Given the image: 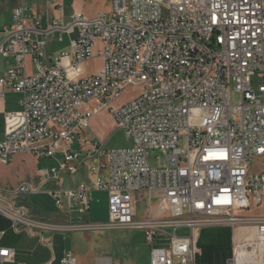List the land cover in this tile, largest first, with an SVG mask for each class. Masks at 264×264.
<instances>
[{"label": "built area", "instance_id": "built-area-1", "mask_svg": "<svg viewBox=\"0 0 264 264\" xmlns=\"http://www.w3.org/2000/svg\"><path fill=\"white\" fill-rule=\"evenodd\" d=\"M55 33L59 41L68 37L69 49L48 65L43 50ZM1 36L0 54L15 64L0 77V98L19 93L22 108L5 112L0 164L17 154L62 155L58 166L38 169L37 182L0 188V213L16 231L43 239L50 232L140 230L151 245L150 264H197L202 228L238 227L251 233L234 240L225 264H264V213L249 214L264 205V162L254 163L264 158V83L252 87L256 74L264 77V0H111L109 12H76L47 26L22 4ZM96 57L101 66L91 72ZM130 88L137 91L122 101ZM103 111L132 147L108 150L92 133ZM154 150L166 164L152 166ZM83 168L89 177L65 188L64 175ZM51 181L56 186L47 189ZM45 190L68 212L66 222L35 219L16 202ZM96 191L108 195L104 222L85 219ZM181 228L189 234L179 235ZM162 233L166 246L155 244ZM14 257L0 246V264ZM61 263L78 264L72 252Z\"/></svg>", "mask_w": 264, "mask_h": 264}, {"label": "crops", "instance_id": "crops-1", "mask_svg": "<svg viewBox=\"0 0 264 264\" xmlns=\"http://www.w3.org/2000/svg\"><path fill=\"white\" fill-rule=\"evenodd\" d=\"M37 1L0 0V30L13 24V11L22 4L30 8V12L34 10L44 26L54 20L68 21L76 12H82L86 17L94 18L101 12L111 10V0H50L46 10L43 9L40 14ZM6 14L10 15L9 21L6 20ZM49 38L50 36L43 50L45 58H48V52L51 50ZM3 39L4 37L1 36L0 42ZM63 51L66 49H62L61 52ZM35 59V55L29 56L27 66L29 63L34 66ZM45 63L47 64L46 61ZM14 64L13 57H3L0 54V77ZM21 99V94L12 90H8L5 96L0 98V142L5 139V112L20 110ZM43 159L44 156L38 157L32 153H24L15 155L9 164H0V188H14L23 182H37L38 169L42 168ZM84 172L88 178V171L85 169ZM55 186L56 183L51 181L47 184V189ZM16 202L27 205L35 219L58 223L68 220V212L56 206L48 190L22 196ZM93 210L85 216V219L103 222L94 218ZM171 231L169 229V232ZM142 236L147 248L141 254L143 259L140 261V254H136V250L130 254H122L119 249L102 247L90 232H50L46 233L43 239L35 233L18 232L13 228L12 221L0 213V246L15 251L14 259L5 261L3 264H62L61 259L67 252H72L76 256L78 264H150L151 245L146 241L144 232ZM197 236V264H225L231 258L235 240L232 227H204ZM47 240L53 243V251L45 244Z\"/></svg>", "mask_w": 264, "mask_h": 264}, {"label": "rangeland", "instance_id": "rangeland-1", "mask_svg": "<svg viewBox=\"0 0 264 264\" xmlns=\"http://www.w3.org/2000/svg\"><path fill=\"white\" fill-rule=\"evenodd\" d=\"M27 1V0H25ZM50 0H38L36 4L39 6V12L44 9L46 10V5L49 3ZM6 20H10V15L6 14ZM51 41V50L48 52V58H42L43 62H47V64H52L55 61V58L58 54L61 53L62 49H69V40L68 37L65 35L63 41L58 40V33L50 35ZM47 56V55H46ZM51 58V59H50ZM101 66V59L98 57L94 58L91 62H89L88 69L93 72L98 70ZM35 68L30 63L28 64V72H34ZM252 87L254 90L258 91L259 86L264 83V77L256 74L252 80ZM137 89L130 88L127 92H125L122 96V101H127L130 99L132 95L135 94ZM231 100L233 103L240 101V94L236 91L234 85L231 86ZM97 137L103 139L106 142V149H116V148H128L134 145L132 139L129 138L127 132L123 129L117 128L115 126V121L112 115L108 111H103L97 114L93 118V132ZM75 149H78V146H75ZM159 158V159H158ZM62 160V155L57 154L56 157L49 158L44 157L41 167H53L58 166L59 162ZM150 162L152 166H163L166 164V158L162 151L154 150L151 152ZM264 158L255 159L254 163L257 168L263 167ZM85 168L81 170V172L75 176H70L68 174L64 175L65 183L64 187H74V185L80 183L81 181L86 180L85 175ZM94 202L92 209L93 215L96 220L107 221L109 218V210H108V195L105 192H95L94 193ZM147 207L140 206L139 208V215L142 216L145 214ZM257 213H264V205L259 209L249 213V214H257ZM242 228H233V233L236 235ZM164 231L169 232V229H164ZM92 236L100 242L102 247H107L113 250H121L122 254H130L133 250H136V254L139 253L140 261L143 259V252L147 248L143 241V232L140 230H130V229H121V228H114V229H107L102 232H90ZM179 235H187L189 231L187 229H179ZM169 243V237L166 236L164 233L160 234L158 237V242L156 245L166 246ZM151 249V246H150Z\"/></svg>", "mask_w": 264, "mask_h": 264}, {"label": "bare ground", "instance_id": "bare-ground-1", "mask_svg": "<svg viewBox=\"0 0 264 264\" xmlns=\"http://www.w3.org/2000/svg\"><path fill=\"white\" fill-rule=\"evenodd\" d=\"M250 230H248V229H243L242 231H240L239 233H237L236 235H235V240H242V238H244V237H247L248 235H250ZM197 239H198V236H197Z\"/></svg>", "mask_w": 264, "mask_h": 264}]
</instances>
